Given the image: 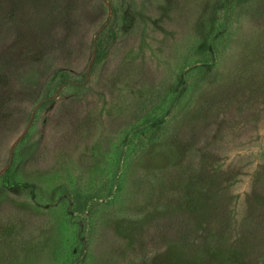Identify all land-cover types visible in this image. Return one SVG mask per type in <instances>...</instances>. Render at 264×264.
<instances>
[{
  "label": "rangeland",
  "instance_id": "rangeland-1",
  "mask_svg": "<svg viewBox=\"0 0 264 264\" xmlns=\"http://www.w3.org/2000/svg\"><path fill=\"white\" fill-rule=\"evenodd\" d=\"M0 264H264V0H0Z\"/></svg>",
  "mask_w": 264,
  "mask_h": 264
},
{
  "label": "trees",
  "instance_id": "trees-1",
  "mask_svg": "<svg viewBox=\"0 0 264 264\" xmlns=\"http://www.w3.org/2000/svg\"><path fill=\"white\" fill-rule=\"evenodd\" d=\"M109 31H113V27H110V28H109L108 33H109ZM97 58H98V60H99V54L97 55Z\"/></svg>",
  "mask_w": 264,
  "mask_h": 264
}]
</instances>
